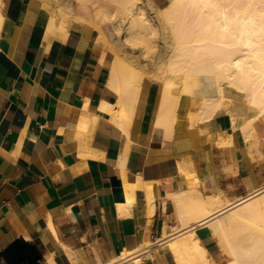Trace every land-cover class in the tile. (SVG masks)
Returning a JSON list of instances; mask_svg holds the SVG:
<instances>
[{"label":"crops","instance_id":"0c3cea01","mask_svg":"<svg viewBox=\"0 0 264 264\" xmlns=\"http://www.w3.org/2000/svg\"><path fill=\"white\" fill-rule=\"evenodd\" d=\"M41 4L7 0L0 29V250L21 238L44 264H114L130 250L140 264H177L160 244L180 223L173 195L190 178L231 201L264 186V142L250 154L229 122L191 127L192 102L165 136L148 91L125 139L117 108H103L117 94L108 81L114 56L99 29L73 21L67 36L46 38ZM230 134L233 145L217 143ZM210 231L196 228L212 258L227 264Z\"/></svg>","mask_w":264,"mask_h":264},{"label":"bare ground","instance_id":"6f19581e","mask_svg":"<svg viewBox=\"0 0 264 264\" xmlns=\"http://www.w3.org/2000/svg\"><path fill=\"white\" fill-rule=\"evenodd\" d=\"M42 1V29L46 38L57 32L67 36L73 21L96 27L101 34L112 22L118 33L126 32L131 44L137 39L153 43L157 36L158 27L144 15V6L138 5L139 0ZM6 5L7 0H0V29L6 19ZM159 10L164 26L173 34L169 70L174 76L164 78L166 82L163 80L165 85L160 93L155 125L165 136H170L180 126L181 112L192 102L196 108L187 112L191 127L205 130L203 127L214 121L221 126L229 122L233 130L242 129L250 154L254 148L261 152L260 143L264 140V0H168ZM130 21L132 25L127 26ZM110 67L108 81L117 94V102L103 108L109 111L117 108L115 124L123 129L128 140L127 130H131L141 100L143 67L118 51ZM232 136L217 139V143L233 145ZM188 167L180 163L182 172L188 174ZM190 181L186 190L173 195L180 223L173 228L174 233L171 231L172 234L162 238L160 243L172 252L176 263L218 264L196 233L197 227L207 225L227 264H264V186L251 187L248 194L231 201L223 191L206 195L197 187L195 178ZM129 192L130 197L132 192ZM133 252L124 251L114 264H140L141 257ZM0 264L3 263L0 261Z\"/></svg>","mask_w":264,"mask_h":264},{"label":"rangeland","instance_id":"374dc122","mask_svg":"<svg viewBox=\"0 0 264 264\" xmlns=\"http://www.w3.org/2000/svg\"><path fill=\"white\" fill-rule=\"evenodd\" d=\"M39 2L42 3L43 1L39 0ZM88 2L89 1H87V4L90 5V2L89 3ZM167 4H168V0H139L138 1V5L144 6V8L142 9V12L144 13V15H146L148 18L152 20L156 28L158 27L156 39L155 41L152 40L153 43L151 42L146 43L145 41L143 42V40L137 39V41L131 44L130 41L128 42L129 39L127 40L126 32L124 31L123 33V31L122 32L120 31L118 33V31L115 30L112 22H110L111 24L110 23L108 24L107 28L101 34L103 35L102 39L105 45L110 50L111 56H114L115 52L118 51V53L120 52V55L122 56L125 55V58L134 60L138 62V64L141 67H143L142 72H143L144 78L142 79L141 98H143L144 93L148 91L150 96L151 97L153 96L152 98H153L154 104H158L160 93L164 88L166 80L174 76V74L169 70L170 59H171L172 52H173V46H172L173 34L171 33V31L169 30L167 26H164L165 23L163 22L161 18L160 10H159V9H163ZM131 25L132 23L130 21L127 26H131ZM99 31L101 33V30ZM140 42H143V44ZM138 44H141V45H138ZM146 50H148L147 51L148 54ZM166 77L167 79L164 80V78ZM2 263L7 264L4 260H2ZM23 264H27V263H23ZM40 264H44L43 261H41Z\"/></svg>","mask_w":264,"mask_h":264},{"label":"water","instance_id":"95a60500","mask_svg":"<svg viewBox=\"0 0 264 264\" xmlns=\"http://www.w3.org/2000/svg\"><path fill=\"white\" fill-rule=\"evenodd\" d=\"M42 259L43 255L38 247L21 238L0 250V261L4 260L7 264H40Z\"/></svg>","mask_w":264,"mask_h":264}]
</instances>
